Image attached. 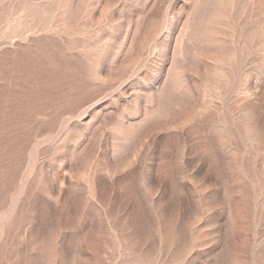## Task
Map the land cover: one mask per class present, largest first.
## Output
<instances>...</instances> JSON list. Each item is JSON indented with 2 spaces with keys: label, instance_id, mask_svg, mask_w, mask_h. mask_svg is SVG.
<instances>
[{
  "label": "rangeland",
  "instance_id": "rangeland-1",
  "mask_svg": "<svg viewBox=\"0 0 264 264\" xmlns=\"http://www.w3.org/2000/svg\"><path fill=\"white\" fill-rule=\"evenodd\" d=\"M0 264H264V0H0Z\"/></svg>",
  "mask_w": 264,
  "mask_h": 264
}]
</instances>
